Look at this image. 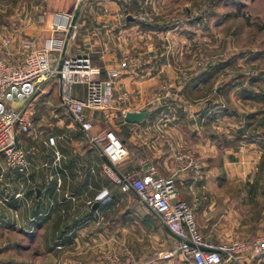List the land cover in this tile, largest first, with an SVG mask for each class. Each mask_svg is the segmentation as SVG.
Returning a JSON list of instances; mask_svg holds the SVG:
<instances>
[{
  "label": "crops",
  "instance_id": "obj_1",
  "mask_svg": "<svg viewBox=\"0 0 264 264\" xmlns=\"http://www.w3.org/2000/svg\"><path fill=\"white\" fill-rule=\"evenodd\" d=\"M100 4V0H41L25 7L21 4L12 9L4 7L0 31L9 36L10 42L7 47L0 44V57L6 61H22L28 52L23 48L25 41H32L31 49L38 51L47 39L61 36L52 32L56 14H76L81 31L74 48H69L68 52L88 55L92 60L102 59L100 67L104 77V69L126 53L123 45L127 42L119 37L118 40L123 41L119 43L118 37L113 35L118 34L116 22L105 16L101 17L107 19L97 18ZM116 5L111 1L109 11L116 10L119 7ZM134 29V26L129 27V50L133 51L130 59L137 64L140 61L141 66L136 64L118 79L115 92L127 90L129 99L113 113L112 120L106 121L100 114L87 111L90 119L100 123L92 133H85V138L72 132L43 136V140L48 136L55 138L54 150L62 152L58 161L54 156L45 159L37 155L28 180H16L18 173L11 170L0 181V193L10 199L6 210L0 207V226L5 219L9 223L8 229L0 227V264H100L85 262L88 249L93 254L102 250L128 251L129 238L134 234V209L140 206L133 192L122 193L111 182L103 180L105 162L90 137L107 130L117 135L128 152L117 165V171L122 175H140L143 163L148 162L156 167L159 176H174L179 198L190 204L200 233L211 242L253 240L262 232L264 72L251 85L243 81L237 86L238 100L233 105L229 100L233 91L221 95L223 108L210 105L207 97L188 102L184 99L187 85L178 84L180 74L156 68L157 62L164 59L163 52H148L151 61L147 65L144 48L135 40ZM192 75L189 74L187 80L193 83L190 94L209 87L208 75L203 74L205 78L199 80L198 85V79ZM167 82L177 89V115L159 102L149 100L151 93ZM58 91L60 93L59 86ZM74 92L82 97L83 87L75 86ZM143 110H148L149 114L141 122L131 124L124 120L125 113ZM62 123V120L56 122L57 125ZM67 127L79 129L73 122ZM77 145L80 150L73 158V165L59 173L57 164L61 158L66 161L69 158L64 148ZM43 160L46 166L41 164ZM76 170L81 176L70 179L69 173ZM57 178L60 181H55ZM104 189L109 191L110 197L98 199ZM8 190L9 194L5 192ZM86 201H92L89 214L85 213ZM97 201L99 206L93 209ZM14 212L18 214L17 219ZM69 223L75 227L69 229ZM159 224L164 235L174 238ZM22 237H28V243ZM82 237L93 238L94 244L86 247L80 241ZM7 238H13V247L26 255L29 253L32 259L9 262L12 250L6 247ZM71 238H75L74 241ZM138 264L184 263L149 257ZM243 264H264V253Z\"/></svg>",
  "mask_w": 264,
  "mask_h": 264
},
{
  "label": "rangeland",
  "instance_id": "obj_2",
  "mask_svg": "<svg viewBox=\"0 0 264 264\" xmlns=\"http://www.w3.org/2000/svg\"><path fill=\"white\" fill-rule=\"evenodd\" d=\"M39 1L41 0H0V16L2 15L1 11L4 7L12 9L14 5L18 4L25 7L32 2L38 4ZM111 1L119 6L112 12L109 11L108 7ZM117 1L118 2H116V0H100L101 6L98 11L99 15L96 16L97 18H108L116 22L115 25L118 27V34L113 35L118 37L117 41L119 43L123 42L122 38L127 42L123 45L126 47V53H124L117 62L109 66H118L124 59L128 60L127 68L120 70L118 79L123 72L130 68L137 65L141 66L140 61L138 62L139 64H137V62L129 63V58L132 57L131 53L133 52L131 49L129 50L130 26H134L135 40L144 48L143 57L147 60L145 61L147 65H150L151 61L148 52H154L155 50L163 52L164 59L157 62L156 68L179 73V86H191L193 84L192 82H187V80H189L188 75L191 73L193 74L192 77L196 76L198 79V82H196L197 85L200 83L199 80L205 78H203V74L209 76V87H207V89L202 87L197 92L185 95V101L195 102L207 97L210 105L223 108V103L220 98L221 95L227 91H233L229 96L230 103L233 105V103L238 100L237 86L241 85L243 81H247V84L251 85L253 80L258 79V75L264 72V0ZM103 6H107L108 8ZM128 16H130L132 20L127 21L126 18ZM75 25L77 26V34L70 42L69 48H74L81 31L77 16ZM2 33L4 34V32ZM2 33L0 34V44L5 47L2 41L9 40V36H5ZM119 37H122L121 40H118ZM69 54L74 55L71 53ZM90 59L94 66H101L102 59L92 60L91 57ZM6 62L8 64H20L21 60ZM118 79L115 80L114 89ZM167 88L170 90V97L163 98L160 101L156 100L159 93ZM175 90L177 89L173 87L172 83L167 82L159 89L154 90L149 100L152 102H159L164 108L168 107L172 109L173 115H177L178 109L176 106L179 98L175 97ZM121 92L127 93L126 102L129 99V92L127 90H122ZM16 105L17 104H13V106ZM26 105L31 106L35 125L43 131L44 135L72 132L77 134V136L84 137L85 132L75 127H67L72 120L61 104L57 78H50L42 81L39 84L36 95L26 102ZM92 112L98 113L102 117L100 112ZM59 120H62L63 125L56 124ZM92 122L93 129L91 133L96 124H99L100 121L94 119ZM93 146L96 145L93 144ZM67 148H64V150L67 152L66 155H68L70 159L68 158L66 161V159L61 158L60 164H57L56 167L59 173H64L63 169L68 170V167H71L74 163L73 158L79 155V145L76 147L67 146ZM16 149H20L23 152L25 162L28 164L27 170L21 172L19 171L20 165H16L15 167L10 166L5 154H1L0 181H2V179L5 178V174H8L11 170L18 173L15 178L16 180H28L30 167L36 162L35 156L45 157V159L49 157L52 158L56 151L53 146H45L42 140L33 139L30 134H20L18 136ZM59 152L62 155V152ZM44 163V160L41 161V164ZM52 166L55 167L54 165ZM69 174L70 179H76L81 176L77 170ZM103 178L106 183L110 182L107 176ZM55 181H60V179L57 178ZM5 192H8V194L10 193L9 190ZM9 200L7 194L0 193V207L6 210V207L9 205ZM88 202L86 201L84 203L86 214H89L91 207L87 204ZM139 203L138 206H140V208L134 209L136 220L134 222V234L129 238L128 251L112 252L111 250H102V253L93 254L90 253L92 252L91 249H88L90 251L85 254V262L96 261V263L98 262L100 264H138L142 261H146L149 257L168 260L163 259L161 256L164 252L174 247L177 241L169 235H164L162 226L159 224L158 220ZM15 215H17V217H15ZM13 216L15 219L18 218V214L15 212ZM69 224V229L75 227V224ZM8 225L9 223L5 219L1 222L0 227L6 229ZM22 238L24 239L23 241L28 243V237ZM71 239L74 241L75 238ZM13 240V238H7L6 240V247L8 246V248L12 250L8 261L15 262V260L19 258L30 261L33 256L29 253L26 255L23 251L21 253L16 247H13ZM80 241L86 247L94 244L93 238L90 237H82ZM14 249H16L15 252ZM173 259L181 260L184 263L179 257Z\"/></svg>",
  "mask_w": 264,
  "mask_h": 264
},
{
  "label": "built area",
  "instance_id": "obj_3",
  "mask_svg": "<svg viewBox=\"0 0 264 264\" xmlns=\"http://www.w3.org/2000/svg\"><path fill=\"white\" fill-rule=\"evenodd\" d=\"M74 16L56 14L52 32L61 36L47 39L42 49L32 50V41H25L23 48L28 52L20 64H8L0 57V155L5 154L10 166L20 165L21 172L27 170L28 164L23 152L16 149L20 134H30L33 139L42 140L45 146H55L54 137L43 140V131L34 123L32 108L26 105L36 95L42 81L57 78L62 106L85 133L93 129L87 111H98L106 121H111L113 113L127 98L126 92L116 93L114 89L120 70L128 66L127 59L118 66L105 68L103 77L101 68L94 66L89 56L69 54V44L77 34ZM9 42L2 41L5 47ZM77 85L83 87L82 97L74 92ZM166 97H170L169 88L159 93L156 100ZM90 142L99 147L111 165L104 164L103 173L113 187L122 193L133 192L176 239V245L162 254L163 259L179 257L185 264H243L264 253V228L253 240L213 243L200 233L191 206L179 198L174 176H159L156 167L148 162L143 163L142 174L122 175L116 167L128 152L117 135L107 130L90 137ZM54 159H60L57 151ZM43 165L46 166V162ZM109 197V191L104 189L97 198ZM87 204L91 206L92 201Z\"/></svg>",
  "mask_w": 264,
  "mask_h": 264
},
{
  "label": "water",
  "instance_id": "obj_4",
  "mask_svg": "<svg viewBox=\"0 0 264 264\" xmlns=\"http://www.w3.org/2000/svg\"><path fill=\"white\" fill-rule=\"evenodd\" d=\"M76 19V14L74 16V19H73V22L75 21ZM127 21H130L132 20V18L130 16H128L126 18ZM59 68H60V64H59ZM149 114V111L148 110H143V111H139V112H127L125 113L124 115V120L127 122V123H137V122H141L145 117H147ZM102 158L105 162L106 165L108 166H111L108 162V160L106 159V157L102 154ZM113 168V167H112ZM114 169V168H113ZM37 193H39V189L37 190ZM99 206V201L95 202L94 203V206L92 207L93 209L95 207H98ZM164 229L166 230L167 233H169L170 235H172L170 233V231L164 226ZM173 236V235H172Z\"/></svg>",
  "mask_w": 264,
  "mask_h": 264
},
{
  "label": "trees",
  "instance_id": "obj_5",
  "mask_svg": "<svg viewBox=\"0 0 264 264\" xmlns=\"http://www.w3.org/2000/svg\"><path fill=\"white\" fill-rule=\"evenodd\" d=\"M192 89H193V86L191 85H187L186 87H185V93H186V95H188V94H190L191 92H192Z\"/></svg>",
  "mask_w": 264,
  "mask_h": 264
}]
</instances>
